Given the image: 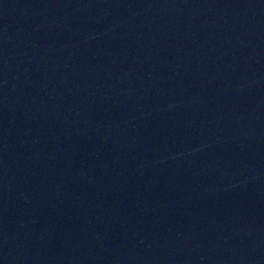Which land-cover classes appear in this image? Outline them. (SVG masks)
<instances>
[{
  "label": "water",
  "instance_id": "water-1",
  "mask_svg": "<svg viewBox=\"0 0 264 264\" xmlns=\"http://www.w3.org/2000/svg\"><path fill=\"white\" fill-rule=\"evenodd\" d=\"M0 264H264V0H0Z\"/></svg>",
  "mask_w": 264,
  "mask_h": 264
}]
</instances>
